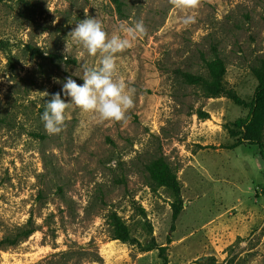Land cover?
Here are the masks:
<instances>
[{
    "label": "rangeland",
    "instance_id": "obj_1",
    "mask_svg": "<svg viewBox=\"0 0 264 264\" xmlns=\"http://www.w3.org/2000/svg\"><path fill=\"white\" fill-rule=\"evenodd\" d=\"M88 16L109 36L143 23L117 54L134 104L122 121L70 104L61 131L49 134L46 101L61 93L69 102L66 78L83 84L73 73L99 67L100 54L69 34ZM218 62L217 94L206 98L183 74L206 76ZM263 67L264 0H0V264H162L160 247L166 264H264L258 147L225 148L248 111L230 95L250 101ZM159 159L180 184L173 229L177 197L154 187L147 169ZM111 211L135 242L111 239Z\"/></svg>",
    "mask_w": 264,
    "mask_h": 264
},
{
    "label": "clouds",
    "instance_id": "obj_2",
    "mask_svg": "<svg viewBox=\"0 0 264 264\" xmlns=\"http://www.w3.org/2000/svg\"><path fill=\"white\" fill-rule=\"evenodd\" d=\"M144 31L143 23L136 22L122 27L123 35L109 36L98 18L88 16L76 23L69 33L72 45L83 48L89 55L99 53V67L85 68L82 75L73 73L83 80V84H77L72 76L66 78L61 91L70 97L69 102L61 98V93L52 94L46 101L40 118L49 134L61 131L70 104L95 114L99 121H122L126 118L127 111L134 104L135 90L118 75L117 54L130 48L132 41ZM69 51L70 46L66 42L65 53Z\"/></svg>",
    "mask_w": 264,
    "mask_h": 264
},
{
    "label": "trees",
    "instance_id": "obj_3",
    "mask_svg": "<svg viewBox=\"0 0 264 264\" xmlns=\"http://www.w3.org/2000/svg\"><path fill=\"white\" fill-rule=\"evenodd\" d=\"M223 71V66L220 62L212 66L207 64L206 76H194L190 74H183L188 79L197 83L206 98L213 97L217 94L218 89V77ZM257 84L250 101L244 102L234 93H231V99L238 105H242L248 109L247 114L244 117L237 118L232 127L228 129L230 137L235 141L225 146L226 149H232L240 144L255 145L258 147L257 159L264 166V141H263V129H264V67L256 73ZM199 118H207V113L198 111ZM151 180L154 183V187L166 186L170 188L174 195L177 197L175 203L172 204L171 215V229H173V222L176 220L182 206L180 196V184L176 179L175 174L170 170L168 165L161 159L155 160L147 166ZM264 177V169H263ZM106 224L109 228L111 239L119 240L123 243H133L135 238L131 237L128 228L124 220L116 213L111 211L106 217ZM33 227L22 231L19 235H14L12 238L6 240L9 244H13L21 238L27 237L33 232ZM164 247H160L159 255L162 257V264H166V257L163 255ZM189 264H220L217 263L212 257L206 256L198 258Z\"/></svg>",
    "mask_w": 264,
    "mask_h": 264
}]
</instances>
